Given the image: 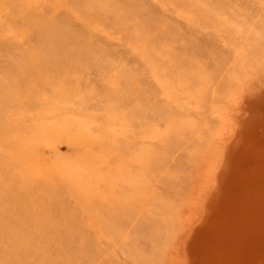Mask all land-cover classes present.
<instances>
[{
  "label": "rangeland",
  "instance_id": "1",
  "mask_svg": "<svg viewBox=\"0 0 264 264\" xmlns=\"http://www.w3.org/2000/svg\"><path fill=\"white\" fill-rule=\"evenodd\" d=\"M216 259L264 264V0H0V264Z\"/></svg>",
  "mask_w": 264,
  "mask_h": 264
},
{
  "label": "bare ground",
  "instance_id": "2",
  "mask_svg": "<svg viewBox=\"0 0 264 264\" xmlns=\"http://www.w3.org/2000/svg\"><path fill=\"white\" fill-rule=\"evenodd\" d=\"M210 262H212V261H210ZM214 262H215V263H214ZM214 262L209 263V264H221L222 261L220 262L219 260L216 259V261H214Z\"/></svg>",
  "mask_w": 264,
  "mask_h": 264
}]
</instances>
